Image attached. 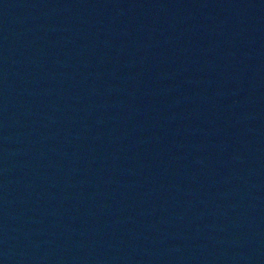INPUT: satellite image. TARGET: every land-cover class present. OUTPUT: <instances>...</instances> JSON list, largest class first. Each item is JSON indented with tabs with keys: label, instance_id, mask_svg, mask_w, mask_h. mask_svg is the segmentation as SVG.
Returning a JSON list of instances; mask_svg holds the SVG:
<instances>
[{
	"label": "water",
	"instance_id": "water-1",
	"mask_svg": "<svg viewBox=\"0 0 264 264\" xmlns=\"http://www.w3.org/2000/svg\"><path fill=\"white\" fill-rule=\"evenodd\" d=\"M0 264H264V0H0Z\"/></svg>",
	"mask_w": 264,
	"mask_h": 264
}]
</instances>
